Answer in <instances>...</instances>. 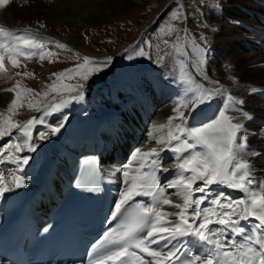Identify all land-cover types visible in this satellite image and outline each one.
I'll list each match as a JSON object with an SVG mask.
<instances>
[{
  "label": "snow or ice",
  "instance_id": "snow-or-ice-1",
  "mask_svg": "<svg viewBox=\"0 0 264 264\" xmlns=\"http://www.w3.org/2000/svg\"><path fill=\"white\" fill-rule=\"evenodd\" d=\"M13 0H0V8H4ZM215 7L221 8L220 4ZM177 8L183 5L177 0ZM186 14L181 11L173 17L176 22L183 23L187 20ZM202 23V27L208 28V24ZM3 32V29H0ZM175 33V41L163 39L164 49L174 48L182 57L179 61L180 76L178 82L185 83L184 77L190 73L186 69L192 68L197 72L206 64V54L210 50L207 47V36L201 34L197 40H191L192 52L198 54V60H192L188 47V30H184V37L180 36V30L170 28L165 35L172 36ZM13 45H0L4 51L0 52V73L7 75L5 67L7 58L13 67L20 66V57L32 59L39 50V59L45 60L54 53L45 48L44 43L35 37L25 34L15 36ZM181 40L185 43L179 44ZM56 47L64 49V43L55 42ZM151 47V46H149ZM159 51L156 53V63L165 64V57L170 53L165 52L156 45ZM126 52L129 50L126 49ZM132 52L136 56H150L145 49L137 48L129 52L128 58L133 59ZM163 53V54H161ZM189 57L187 62L183 59ZM84 64L75 68L66 69L58 75V80L64 77L80 76L81 80H87L88 75L82 74L81 69L85 65L90 70H103L111 65L112 58L105 61H93L88 56L82 57ZM175 67L170 72L175 74ZM200 74L208 79L204 72ZM20 76V72L15 73ZM24 75H28L25 73ZM56 75V74H54ZM218 83V82H214ZM19 88V82L16 84ZM53 91L60 96L56 103L48 104L43 109L38 108L32 101L27 106L36 108L41 113L39 117L28 119L21 124L14 122L11 116L0 124V139L13 137V130L20 135L8 143L0 145V164L11 162L15 164V170L11 172V179L4 183V177L0 176V197L13 188L25 186L23 166H28L32 156L37 151V144L33 139V128L37 124H45V118L52 112L59 111L65 105L83 99L84 84L52 86ZM6 91L14 92V88ZM33 92L32 89H25ZM253 92L257 89L253 88ZM68 96H63V93ZM199 93V94H197ZM216 91H209L197 86L196 92L185 90L184 103L173 109L177 114L170 116L175 131H169L167 140H157L158 147H152L148 151H142L137 147L131 156L133 162L138 163L134 170L131 164L122 168L124 188L119 191L115 201L114 210H110L113 221H119L117 228H110L103 233L102 239L94 243L92 252L89 253L88 264H264V182H258L261 192L251 190L250 186L255 180V159H264V151L253 150L249 147V129L243 122L251 121L254 117L241 106L243 99L228 96L223 108L210 121L199 127H191L185 124L186 119H191L195 112L205 103H209ZM39 95V93H36ZM16 99H13L9 107V113H14L20 93L16 91ZM192 104V112L186 116L184 109ZM21 107L23 104L20 105ZM231 111L232 114H228ZM68 117L63 116L55 126L48 125L49 131L40 134V140H47L49 136L59 134L65 127ZM185 126H181V125ZM163 127V125H160ZM152 134L149 133V136ZM264 139V129L253 132ZM197 146L203 149L198 151ZM26 150L27 154H24ZM170 151L175 161L173 169L164 165L163 155ZM93 164L94 161L87 162ZM94 167L86 170L91 175ZM175 173L176 178L161 183L158 173ZM21 173V174H17ZM221 184L228 188L239 190L246 194L245 198L225 200V193H217L210 196V186ZM76 187H83L77 183ZM166 189H176L175 193ZM84 190L98 192L99 187L91 186ZM199 193L200 195H195ZM175 196L182 198V203L174 201ZM147 198L137 200L136 198ZM206 201L209 206L202 207ZM167 205L176 211H162L161 206ZM253 218L250 231L243 226V221ZM45 231L48 229L45 228ZM194 238L199 244L200 251L195 252L188 246L186 238ZM111 250L101 254V248ZM151 258L150 260L148 258Z\"/></svg>",
  "mask_w": 264,
  "mask_h": 264
},
{
  "label": "bare ground",
  "instance_id": "bare-ground-1",
  "mask_svg": "<svg viewBox=\"0 0 264 264\" xmlns=\"http://www.w3.org/2000/svg\"><path fill=\"white\" fill-rule=\"evenodd\" d=\"M143 1L13 0L8 6L0 8V24L9 29L11 17L33 15L65 18L73 23H81L80 25L101 23L114 17L120 18L133 14ZM244 1L250 6L249 8L238 5L236 0H220L221 8L215 5L211 7L209 21L214 24L216 31L212 34L213 41L207 54L204 72L208 76L209 91H216L217 94L209 102L208 109L202 110L191 119H186L185 124L199 127L210 122L212 114H218V110L223 108L230 95L243 99L245 103L241 108L254 117L251 121H243L249 129V147L253 150L264 151V139L253 135V132L264 129V0ZM0 51L4 50L0 48ZM115 58L116 61L117 57ZM171 69L166 63L157 70L152 69L153 71L149 70L150 72L147 73H142L144 72L142 71L138 73L142 74L134 75L133 77H136L130 82L128 80L129 83L123 85L122 90H117L118 93L102 91L93 99L94 101L100 100L94 103V106L92 105L95 113L92 111L90 102H82L74 106L70 111L74 117L67 119L65 127L59 134L49 136L47 140H40V134L49 131L48 125L55 126L63 113L47 119L45 121L47 125L34 128L32 130L33 139L37 144V151L30 154L32 156L30 164L23 166L25 186L18 189L13 188L9 192L24 197L27 192L29 194L39 184V178L45 174L49 175L52 180H59L66 173L64 156L71 154L76 145L86 136L97 138L102 136L111 141V137L119 135L125 140V144L121 145L123 147L132 143L134 137L137 145L129 153L125 163L112 173L118 188L116 192L118 195L119 191L125 187L122 182V168L127 164H131L133 170L139 166L137 162L131 160L135 149L140 147L142 151H148L152 147H158L157 140H167L169 131H175L172 121L168 118L177 115L173 109L184 103L185 89L189 83L185 82L182 85L178 82L176 75L170 72ZM10 76L9 73L7 75L0 73V124L6 120V113L9 112L12 100L9 91H6L12 87ZM253 88L257 91L253 92ZM106 102L115 103L117 110L113 112L105 110L107 105L105 106L104 103ZM185 109L186 116L192 112L187 107ZM101 110L105 112L100 113ZM228 114H232L231 111ZM149 133L152 135L149 136ZM16 136L18 135L13 134L12 139ZM2 141L0 139V142ZM47 143L51 145V148L46 145ZM196 150L202 151L203 149L197 146ZM24 154H27L26 150ZM163 160L166 167L173 169L175 161L170 151L164 153ZM255 169V180L250 188L261 192L258 182H264V159H255ZM13 170H15V164L11 162L0 164V176L4 177V183L10 181V174ZM170 172L171 175L163 179V183L176 178L175 173ZM165 174L158 173L159 179L161 180ZM210 189L209 200L217 193H225V200L246 197V194L241 191L221 184L212 185ZM177 191L166 189V194ZM174 201L182 203V198L175 196ZM208 203L206 201L201 206L207 207ZM161 210L176 211L167 205H162ZM249 220L252 226L255 221L253 218Z\"/></svg>",
  "mask_w": 264,
  "mask_h": 264
},
{
  "label": "rangeland",
  "instance_id": "rangeland-1",
  "mask_svg": "<svg viewBox=\"0 0 264 264\" xmlns=\"http://www.w3.org/2000/svg\"><path fill=\"white\" fill-rule=\"evenodd\" d=\"M169 1L171 0H144L139 8L129 16L120 18L114 17L104 22L94 24L80 25L81 23H73L65 18H46L34 15L19 18L11 17L9 19V29L0 24V29H3V32H0V45L10 46L16 43L13 35H5V32L13 33L15 36L29 34L35 37L39 42L44 43L45 48L54 53L52 57L40 60L39 50H32L36 55L32 59L20 57V66L18 68L13 67L11 62L7 58L5 59V67L11 75L9 78L12 85L11 88L15 89L14 92H9L12 100L17 98L16 91L20 93L15 112L6 113V119L11 116L14 122L23 124L30 118L39 117L41 113L38 112L36 108L30 109L27 106L28 101H32L41 109H43L45 105L58 102L61 97L53 91V85L62 87L64 85L70 86L83 83V99L80 101H73L56 112L49 110V114L44 117L45 121L58 113H63V116H67L68 119L73 118L74 115L70 113V111L74 106L82 102H90L91 106H94V103L100 100L94 101L93 99L99 96L102 91L118 93L117 90H122V86L125 85L128 80L130 82L142 73L157 70L158 67H163L166 63H168L170 68L175 67V73L179 78V61L182 57H180L174 48L169 47L164 49L162 44L163 39H169L170 43L175 41V33H173L172 36H166L165 33L170 28H176L180 30V36L184 37V30L187 29L189 33L187 51H189L192 60H198V54L192 52L191 40L195 39L199 42L198 38L203 34L207 36V47L210 49L213 41L212 34L216 31V28L214 24L210 23L209 16L211 14L212 5L216 6L220 4V0H178L179 4L183 5L182 9L177 8V0H174L172 3H168ZM236 1L238 5L247 8L250 7L244 0ZM181 11L188 17L183 23L173 20V17L178 15ZM201 22L208 24L209 27H202ZM33 30L46 31L59 40L40 33H33ZM55 42L64 43L66 47L64 49H59L56 47ZM131 42L136 44L134 45L133 43L132 47L127 49L129 52L133 49L142 48L151 55L136 56L135 52H132L134 58L129 59V52H124L119 56L118 61L113 64L118 53ZM184 43V40L179 42L181 46H183ZM156 45H160L161 49L170 53V55L165 57L164 65L155 62L156 53L159 51ZM83 56H88L93 61H105L108 57H111L112 61L109 67L99 71L90 70V66L85 65L84 68L81 69V73L88 75L87 80H81L80 76L75 75L71 78L66 76L58 80V75L65 72L66 69L75 68L77 65H83ZM183 59L187 62L189 57H184ZM204 70L205 65L200 69V72H204ZM16 72H20L21 75L16 76ZM139 72L142 73L138 74ZM186 72L191 74L190 77L188 75L184 77L185 82L189 83L186 89L191 92H196L197 86L199 85L202 89L209 90V81L205 79L200 72L192 68L186 69ZM25 73L28 75H24ZM134 75L136 76L133 77ZM17 82H19L18 89L16 88ZM25 89H32L33 92H26ZM36 93H39V95H36ZM63 96H68V93H63ZM21 104H23L22 107L20 106ZM104 104L108 106V110L110 111L115 110L117 107L113 102H106ZM93 106L92 111L95 113ZM107 106L105 108H107ZM192 107V104H188L187 109L192 111ZM208 107L209 103L203 104L199 107L198 111L195 112V115L201 113L202 110L208 109ZM96 109L97 108H95V110ZM184 111L187 112L186 109H184ZM102 112L105 111L101 110L100 113ZM216 115L215 113L212 114L210 120ZM74 119L77 120V118ZM45 125H47V122H45V124H37L34 128ZM13 134L20 135L17 130H13ZM2 140L0 145L8 143L13 139L12 137H4ZM46 145L51 148L50 144L47 143Z\"/></svg>",
  "mask_w": 264,
  "mask_h": 264
}]
</instances>
